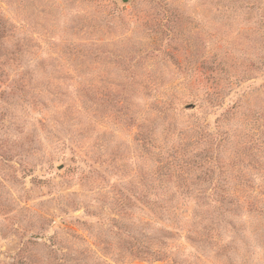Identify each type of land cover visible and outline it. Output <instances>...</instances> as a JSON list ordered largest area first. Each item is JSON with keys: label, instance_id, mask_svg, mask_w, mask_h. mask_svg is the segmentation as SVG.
Here are the masks:
<instances>
[{"label": "rangeland", "instance_id": "374dc122", "mask_svg": "<svg viewBox=\"0 0 264 264\" xmlns=\"http://www.w3.org/2000/svg\"><path fill=\"white\" fill-rule=\"evenodd\" d=\"M0 264H264V0H0Z\"/></svg>", "mask_w": 264, "mask_h": 264}]
</instances>
